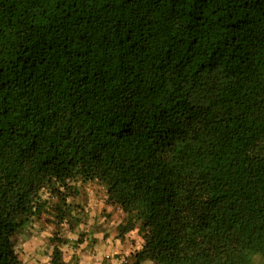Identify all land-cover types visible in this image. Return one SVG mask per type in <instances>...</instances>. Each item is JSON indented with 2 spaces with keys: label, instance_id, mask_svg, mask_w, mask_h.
<instances>
[{
  "label": "trees",
  "instance_id": "trees-1",
  "mask_svg": "<svg viewBox=\"0 0 264 264\" xmlns=\"http://www.w3.org/2000/svg\"><path fill=\"white\" fill-rule=\"evenodd\" d=\"M94 179L133 264H264V0H0V264Z\"/></svg>",
  "mask_w": 264,
  "mask_h": 264
},
{
  "label": "rangeland",
  "instance_id": "rangeland-1",
  "mask_svg": "<svg viewBox=\"0 0 264 264\" xmlns=\"http://www.w3.org/2000/svg\"><path fill=\"white\" fill-rule=\"evenodd\" d=\"M77 186L78 195L68 199L73 220L56 224L47 209L14 236L21 264H49L54 233L58 238H65L66 244L61 250L64 260L70 264H133V257L143 244L141 236L136 230L118 234L123 214L119 208L106 203L105 187L99 181H78ZM41 198L47 200V208L54 202L46 190L41 192ZM72 224L75 225L71 227ZM254 262L260 264L262 260L256 256ZM139 264L154 263L145 260Z\"/></svg>",
  "mask_w": 264,
  "mask_h": 264
}]
</instances>
